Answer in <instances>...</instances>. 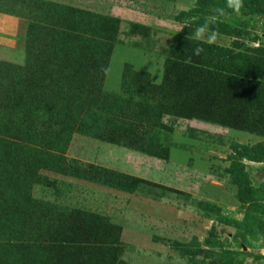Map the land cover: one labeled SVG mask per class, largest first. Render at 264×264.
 Listing matches in <instances>:
<instances>
[{
    "label": "rangeland",
    "instance_id": "1",
    "mask_svg": "<svg viewBox=\"0 0 264 264\" xmlns=\"http://www.w3.org/2000/svg\"><path fill=\"white\" fill-rule=\"evenodd\" d=\"M225 2L0 0V264H264V0L192 54Z\"/></svg>",
    "mask_w": 264,
    "mask_h": 264
},
{
    "label": "clouds",
    "instance_id": "2",
    "mask_svg": "<svg viewBox=\"0 0 264 264\" xmlns=\"http://www.w3.org/2000/svg\"><path fill=\"white\" fill-rule=\"evenodd\" d=\"M243 6V0H226L225 7L215 8L213 13L210 14L205 20L198 24L191 33V39L196 43V46L192 49L193 55H200L204 48L202 44H213L218 39V32L214 25L217 20L223 16L226 10H231L232 13L239 14ZM192 57L189 56L186 59V63H190Z\"/></svg>",
    "mask_w": 264,
    "mask_h": 264
},
{
    "label": "water",
    "instance_id": "3",
    "mask_svg": "<svg viewBox=\"0 0 264 264\" xmlns=\"http://www.w3.org/2000/svg\"><path fill=\"white\" fill-rule=\"evenodd\" d=\"M263 254H264V251H263Z\"/></svg>",
    "mask_w": 264,
    "mask_h": 264
}]
</instances>
